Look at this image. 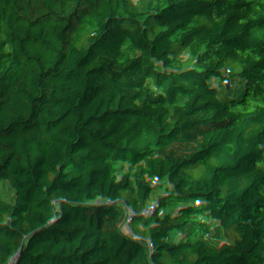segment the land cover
Masks as SVG:
<instances>
[{"label":"trees","instance_id":"1","mask_svg":"<svg viewBox=\"0 0 264 264\" xmlns=\"http://www.w3.org/2000/svg\"><path fill=\"white\" fill-rule=\"evenodd\" d=\"M54 1L0 0V264H264V0Z\"/></svg>","mask_w":264,"mask_h":264},{"label":"rangeland","instance_id":"2","mask_svg":"<svg viewBox=\"0 0 264 264\" xmlns=\"http://www.w3.org/2000/svg\"><path fill=\"white\" fill-rule=\"evenodd\" d=\"M86 104H87L86 99H84L83 97L78 96V95L74 96L72 99L71 105H70L71 113L74 115L77 113L84 112L86 110ZM193 204L195 205L196 208H198V206L200 204V197L199 196H196L194 198ZM238 250L240 251V254L243 252L241 245L238 247Z\"/></svg>","mask_w":264,"mask_h":264},{"label":"built area","instance_id":"3","mask_svg":"<svg viewBox=\"0 0 264 264\" xmlns=\"http://www.w3.org/2000/svg\"><path fill=\"white\" fill-rule=\"evenodd\" d=\"M69 0H57L52 2L48 7H53V6H59L67 3ZM245 20V18H243ZM44 41H49L47 38H43ZM55 43H60L63 49L67 50H73L75 51L80 57H82L81 51L77 48V45L70 39V38H64V39H59V40H53Z\"/></svg>","mask_w":264,"mask_h":264}]
</instances>
